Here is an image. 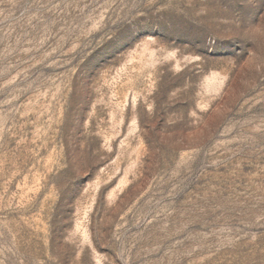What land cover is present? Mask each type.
<instances>
[{
    "label": "rangeland",
    "instance_id": "374dc122",
    "mask_svg": "<svg viewBox=\"0 0 264 264\" xmlns=\"http://www.w3.org/2000/svg\"><path fill=\"white\" fill-rule=\"evenodd\" d=\"M0 264H264V0H0Z\"/></svg>",
    "mask_w": 264,
    "mask_h": 264
}]
</instances>
